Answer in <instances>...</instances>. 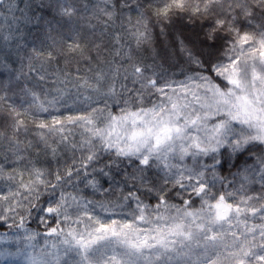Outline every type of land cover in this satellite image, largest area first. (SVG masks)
Masks as SVG:
<instances>
[{"label": "snow or ice", "instance_id": "snow-or-ice-1", "mask_svg": "<svg viewBox=\"0 0 264 264\" xmlns=\"http://www.w3.org/2000/svg\"><path fill=\"white\" fill-rule=\"evenodd\" d=\"M21 2L0 264H264V0Z\"/></svg>", "mask_w": 264, "mask_h": 264}, {"label": "trees", "instance_id": "trees-1", "mask_svg": "<svg viewBox=\"0 0 264 264\" xmlns=\"http://www.w3.org/2000/svg\"><path fill=\"white\" fill-rule=\"evenodd\" d=\"M33 2L35 3L36 0H33ZM45 2L47 3L48 0H45ZM17 4H18L19 7H21V8H23V6H24V4L21 2V0H17ZM36 11H37L38 14H40V10H39V9H36ZM44 14H45V16H46L47 19H51V15H50V14H48L47 12H45ZM132 15L135 16V13H133ZM24 27H25V30H26V31H27L28 29H31L32 34H33V35L35 34L36 29L33 27V25H26V26H24ZM175 28H176L177 30H183V31H185V34H186V35H190V34L193 33V29H192L191 27L183 28V27H182V22H181V21H176ZM63 63H64L63 60H61V66H63ZM25 70H27V69H25ZM178 78H179V77H178ZM19 102H20V101H19V98H17V103H19ZM21 138H22V139H31V138H32V134H31V132H29L27 136H23V135H22ZM67 155L70 156L71 153H68ZM61 158L63 159V153H62V155H61ZM41 159H43V154H41ZM53 166H55V163H54V162H53ZM225 174H226V172H225ZM32 227L35 228L36 226H35V225H32Z\"/></svg>", "mask_w": 264, "mask_h": 264}]
</instances>
